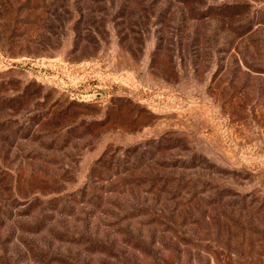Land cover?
I'll use <instances>...</instances> for the list:
<instances>
[{"label":"rangeland","instance_id":"374dc122","mask_svg":"<svg viewBox=\"0 0 264 264\" xmlns=\"http://www.w3.org/2000/svg\"><path fill=\"white\" fill-rule=\"evenodd\" d=\"M0 264H264V0H0Z\"/></svg>","mask_w":264,"mask_h":264}]
</instances>
